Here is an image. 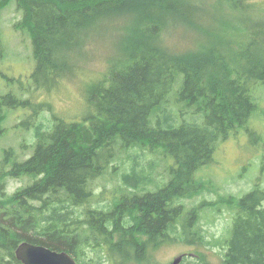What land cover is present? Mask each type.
Instances as JSON below:
<instances>
[{
    "label": "trees",
    "instance_id": "1",
    "mask_svg": "<svg viewBox=\"0 0 264 264\" xmlns=\"http://www.w3.org/2000/svg\"><path fill=\"white\" fill-rule=\"evenodd\" d=\"M206 1L0 0V14L15 4V29L30 37L35 60L32 86L0 95V135L8 112L19 107L31 111L23 123L35 135L29 157L21 160L14 148L1 154L0 264H22L15 251L24 241L67 251L79 264H163L156 254L166 244L194 248L180 264H264L260 176L244 194H221L212 178H197L220 142L242 130L255 133L250 121L261 115L264 47L253 56L238 52L250 31L237 27L223 43L184 53L162 42L170 27L210 21ZM211 6L225 9L229 24L259 20L264 42V0ZM120 18L135 24L137 35L128 54L87 90L92 110L35 125L38 113L52 111L48 103L32 104L41 77L60 80L59 56L83 45L90 29ZM1 45L0 30V53ZM8 177L24 184L8 193ZM222 210L230 221L216 237L207 227ZM216 247L223 249L218 262L209 256Z\"/></svg>",
    "mask_w": 264,
    "mask_h": 264
},
{
    "label": "rangeland",
    "instance_id": "2",
    "mask_svg": "<svg viewBox=\"0 0 264 264\" xmlns=\"http://www.w3.org/2000/svg\"><path fill=\"white\" fill-rule=\"evenodd\" d=\"M206 3L209 9L205 13L206 15L211 14L210 21L204 22L203 25H194L192 28L187 25L174 26L163 32L162 42L170 51L184 53L188 50L202 49V45L209 43H223L229 38L224 35L229 34L232 27H237L240 30L250 31V34L247 39H242L244 42L243 45L240 43V49L233 47L234 51L239 49L238 52L242 53L245 50L250 56L263 52L264 42L260 41L256 34L260 25L259 20L256 19L254 24L249 23L243 27L237 26L236 23L229 24L226 22L229 14L225 9L212 7L211 0H207ZM246 16L247 14L242 15V17ZM20 19L21 16L13 3L1 11L0 30L3 52L0 53V95L6 94L9 89L15 90L17 87L30 88L34 80L32 73L35 60L31 50V39L15 29V23ZM125 24L122 18L103 22L99 27L90 29L89 38L83 45H77L70 52L64 51V54L59 56L61 65L59 72L63 73L61 79L56 81L54 78L41 77L32 99L35 107L45 102L50 105L52 111L43 110L38 113L33 121L35 125L39 123L50 125L53 114L70 120L73 116H85L92 110L85 96L87 90L99 82L103 78L102 75L107 74L111 64L122 58L121 53L128 54L127 47L128 45L131 47L134 43L133 39L136 38L135 24L134 26ZM221 54L228 57L225 53ZM244 58V64L248 63V58ZM261 91H264V87ZM29 96L30 94H25V97ZM258 98L260 100L258 113L261 115L250 121V126L252 125L251 128L255 130V133L249 136L242 130L236 136L220 142L212 163L197 174L199 179L212 178L216 183L217 191L221 194H244L251 189L253 179L259 176L264 186V174L262 175L259 171L260 159L264 157V141L262 140L264 139V93H260ZM30 113L31 111L24 107L8 112L7 120L3 125L4 131L0 135V158L3 149L6 148H14L20 154L21 160L34 152L32 145L35 140L34 127L29 128L26 123H23ZM5 180L8 193H13L24 184L11 177ZM99 181L101 183L103 179ZM205 196L208 201L217 200L214 192H205ZM201 200L202 197H197L193 202L200 203ZM214 217V223H210L207 228L210 233L220 237L228 227L230 215L227 210H222ZM193 249L189 245L166 244L157 251L156 256L163 264H173L177 257L192 253ZM222 250L221 247H216L209 251L211 260L218 262Z\"/></svg>",
    "mask_w": 264,
    "mask_h": 264
},
{
    "label": "water",
    "instance_id": "3",
    "mask_svg": "<svg viewBox=\"0 0 264 264\" xmlns=\"http://www.w3.org/2000/svg\"><path fill=\"white\" fill-rule=\"evenodd\" d=\"M15 252L22 264H79L67 251L54 250L28 241L20 243ZM185 255L177 257L173 264H180Z\"/></svg>",
    "mask_w": 264,
    "mask_h": 264
}]
</instances>
